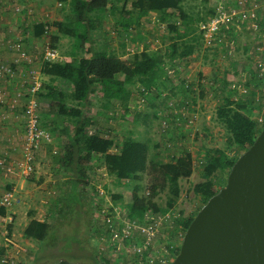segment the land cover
Segmentation results:
<instances>
[{
	"label": "rangeland",
	"instance_id": "rangeland-1",
	"mask_svg": "<svg viewBox=\"0 0 264 264\" xmlns=\"http://www.w3.org/2000/svg\"><path fill=\"white\" fill-rule=\"evenodd\" d=\"M69 1L18 0L19 4L29 8L28 19L36 15L35 21L46 25L73 19ZM131 1H120L117 7L126 11ZM219 3L223 5L219 11L224 12L225 18L227 15L230 16L232 11L241 10L252 13L253 17H248L243 22L237 20L236 16L231 17L228 22H225L227 29L224 30L223 26L219 27L214 36L215 39L207 43L199 31V26L214 17ZM181 9L186 15L184 20L176 11L166 12L163 23L159 22L156 14L149 13L139 16L138 24L133 23L127 31H122L111 16L102 15V27L91 33V48L102 50L121 60L129 59L132 55L144 50L154 53L160 57L159 76L154 82L155 91H150L151 94L145 97L142 109L127 108L129 100L136 102L133 107L140 105L139 95L133 90L137 89L132 85L126 88L128 93L126 100L111 102L107 106L103 98L94 93L88 97V104L85 106L98 108L94 115L89 111L86 113L91 117L89 133H99L119 145L131 135L134 136L136 133L138 136L141 135V132H145L146 126L149 125L150 136L145 134L144 140L136 138L147 144L149 160L174 163L184 155L190 157V176L186 179H179L177 182L179 193L172 208L175 218L177 215L187 218L201 206L199 198L193 195L191 190L195 184L203 181L202 170L207 153L218 150L228 157H238L248 147L238 141H230L228 133L216 121V109L224 103V99L244 104L245 115L256 122L258 132L264 127V72H259L260 67L257 62L264 63V0H186L182 3ZM208 12L211 14L207 15ZM169 24L174 25L175 32L168 29ZM77 28L79 32L83 30L82 25ZM54 33L55 31L48 27L43 39L35 43L36 46L27 43L31 51L29 54L39 55L45 48L56 49L61 63L70 62L73 55L76 57L89 56L87 54L89 44H84L83 49L78 51L73 39L68 37L58 35L56 42L51 44L50 37ZM172 43H175L177 47L174 53L171 49ZM50 44L53 47H50ZM189 45L193 47L191 53L181 56L184 47ZM168 59L171 60L169 67L166 64ZM165 67L173 71L172 79L164 78ZM184 78L190 82L189 88L177 97L176 91L180 90V86H174V83ZM38 82L39 88L33 99L39 107V123L43 120L42 123L46 125L43 126L45 131L52 133L51 125H47L44 121V119L52 121L49 116L50 111L46 109L45 102L40 100V95L46 87L63 89L68 92L71 91V85L69 82L62 83L41 74L38 76ZM25 87L28 89L30 84ZM241 90L244 93H241ZM179 100L186 101L193 109L194 107H200V109L207 107L208 113L201 116L196 126L188 129L168 122V136H159L157 131L159 132L160 118L157 120V111H167V107H182L183 104ZM6 103L0 107H7ZM79 105L83 107L82 104ZM8 107H10L9 104ZM17 107L21 108V106ZM121 109H125L127 113L123 114ZM258 119L261 122H257ZM64 125H67L66 122ZM58 139L55 142L51 139L49 143L41 145L35 152L33 174L27 177L12 176L9 180L3 181L7 189H14L19 199V204L8 212L13 218V224L8 229L11 230L17 244L25 249L23 259L26 264H49L59 260L87 264L83 258L77 257V252L74 250L77 246L74 242L76 232L74 219L57 215L56 204L60 183L69 176L67 172L58 170L56 156L60 153L59 145L61 144V140L59 144ZM166 144L169 146L167 147ZM0 146L2 147L1 144ZM53 148H58V152L56 150L55 154L52 153ZM8 153L11 152L8 151ZM100 168V157L98 156L92 161L87 179L79 186L91 210V224L87 234L82 236L83 229L78 233V236L80 234L82 236L78 246L93 250L97 260L105 259L107 261L105 264H128L129 262H121L111 253L112 248L109 241L102 240L103 223L101 219L102 210L108 209L111 212V208L116 211L114 218L117 225L121 220L126 219L125 211L130 204L131 190L136 181L129 177L116 182ZM226 175L219 171L211 175L213 190H217L220 185L224 186ZM139 177L138 195L147 197L151 184L149 170ZM112 195H119L120 198L112 200ZM168 198L169 195L165 189L158 192L153 201L157 206L163 207ZM146 215L149 216L148 212ZM30 217L46 222L53 228L41 248L37 242L25 240L17 234L20 232V227L29 221ZM170 226H172L169 229L171 232L166 235L164 243L157 242L159 244L155 250V258L159 259L157 264L170 263L173 260L171 249L180 245V230L175 223ZM36 255L44 256L37 260ZM130 262L133 263V261Z\"/></svg>",
	"mask_w": 264,
	"mask_h": 264
},
{
	"label": "trees",
	"instance_id": "trees-1",
	"mask_svg": "<svg viewBox=\"0 0 264 264\" xmlns=\"http://www.w3.org/2000/svg\"><path fill=\"white\" fill-rule=\"evenodd\" d=\"M120 1L128 0H70L69 7L73 21L53 22L49 25L36 23L30 26L35 38L43 36L48 27L52 28L55 33L50 37L51 44L56 42L58 35L73 39L78 51L83 49L84 44H89L88 57L73 55L70 62L43 63L39 68L42 76L62 83L69 82L71 85V91L68 92L46 87L40 95V100L45 102L52 120L49 122V119H44V121L47 125H52L54 129H59L61 144L59 145L60 153L56 156L57 166L60 171L69 174L60 183L56 204L57 215L74 219L76 225L74 242L77 245L74 250L78 258L87 259L89 264L107 262L105 259L97 260L93 250L78 246L80 237L87 234L91 224V210L79 186L87 179L89 168L95 157L101 158L104 172L116 182L129 177L136 181L131 190L130 204L125 211L127 220L140 221L147 212L163 213L172 209L178 198V180L186 179L191 174L188 155L178 158L174 163H160L148 159V147L144 142L135 141L129 136L117 145L112 139L99 133L88 132L91 117L86 115L84 107L88 104L87 99L90 95L99 91L100 97L108 106L111 102L126 100L128 96L126 88L129 85L148 89L154 87V82L159 76L160 57L154 53L144 50L132 55L129 59L121 60L102 50L91 48L90 36L92 32L102 27V15L111 16L122 31H127L133 23L137 25L139 16L149 13L156 14L159 22L162 23L165 22L168 11H176L182 20L186 18L181 9L182 3L186 0H132L126 11L117 7ZM210 14L211 12L207 13V15ZM79 25L83 26L81 32L77 28ZM167 27L172 32L176 31L174 25L169 24ZM51 44L50 47H53ZM171 49L172 53L177 50L175 43L171 44ZM192 49L191 45L184 47L181 56L190 54ZM118 76L121 78L117 79ZM245 110L244 104L224 99V103L216 109L215 119L228 133L230 141H238L249 146L259 132L256 129V122L246 117ZM40 122L42 127L46 126L42 123L43 120ZM65 122L67 125H64ZM113 149L115 152L112 151ZM236 158L237 156L228 157L218 150L205 155L203 181L195 184L191 190L193 195L199 198L201 206L222 187L220 185L217 190H213L211 175L217 171L227 174ZM146 170H149L151 184L147 197H143L138 195L137 182L140 180L139 176ZM165 189L169 198L163 207H159L153 199L158 192ZM119 198V195L111 196L112 200ZM196 212L187 218L184 217L181 221H175V225L179 224L178 226L184 232ZM81 229H83L82 236L81 234L78 236ZM52 230L48 223L30 217L23 228L22 238L37 242L41 248ZM178 249L179 247L171 249L173 258L177 255ZM43 256L36 255V259Z\"/></svg>",
	"mask_w": 264,
	"mask_h": 264
},
{
	"label": "built area",
	"instance_id": "built-area-1",
	"mask_svg": "<svg viewBox=\"0 0 264 264\" xmlns=\"http://www.w3.org/2000/svg\"><path fill=\"white\" fill-rule=\"evenodd\" d=\"M222 7L223 5L219 3L214 17L210 18L209 22L199 26V31L207 43L215 39L214 36L219 27L223 26L224 30L227 29L225 22H228L231 17L236 16L237 20L241 22L248 17H253L252 13L241 10L232 11L230 16L227 15L225 18L224 12L219 11ZM29 15V8L19 4L18 0H0V105L7 102L10 107L21 106L22 108V145L19 156L12 159L8 151L0 146V264H26L23 259L25 249L17 244L11 230L8 229L13 224V218L8 212L19 204V199L14 189H7L3 181L9 180L12 176L27 177L33 174L35 152L41 145L49 143L51 140L49 133L40 126L39 107H37L33 97L39 88L40 63L60 62V58L56 49L49 48H45L39 55L29 54L31 52L30 47L27 46L26 36L23 33ZM256 27L255 25L254 28L256 29ZM257 62L260 67L259 72H264V63ZM166 64L169 67L171 60L168 59ZM173 76V71L165 67L164 78L172 79ZM186 79H180L174 83L175 86H180V90L176 91L177 97L188 90L190 82ZM28 84L30 87L26 89L25 86ZM9 87H13V90L11 96L8 97L6 91ZM133 88L137 89L133 90L139 95L140 105L133 107L136 102L129 100L127 108L142 109L144 108L145 97L151 94L150 91H155V87L144 89L136 85ZM240 92L244 93L243 90ZM179 102L183 104L182 107H167V111H157V120L160 118L159 132L157 131L159 136H168L167 129L170 122L176 126L184 127V129L193 127L197 117L193 113L195 111L186 101L179 100ZM257 122H261V120L258 119ZM166 146L169 145L166 144ZM112 151L115 152V149ZM101 220L103 223V218ZM104 220L109 225L110 235L108 240L104 236L102 240L109 241L114 251H124L126 255L133 254L140 261L143 255L150 250L154 238L150 218L144 217L134 223L123 219L119 225L115 223L116 219L106 218ZM134 229L139 235L131 234ZM140 235L144 236L143 240L137 238Z\"/></svg>",
	"mask_w": 264,
	"mask_h": 264
},
{
	"label": "water",
	"instance_id": "water-1",
	"mask_svg": "<svg viewBox=\"0 0 264 264\" xmlns=\"http://www.w3.org/2000/svg\"><path fill=\"white\" fill-rule=\"evenodd\" d=\"M169 264H264V127L196 212Z\"/></svg>",
	"mask_w": 264,
	"mask_h": 264
},
{
	"label": "crops",
	"instance_id": "crops-1",
	"mask_svg": "<svg viewBox=\"0 0 264 264\" xmlns=\"http://www.w3.org/2000/svg\"><path fill=\"white\" fill-rule=\"evenodd\" d=\"M39 16H41V15L39 14ZM35 19H36V15L29 18L26 22L25 27L23 28V33L26 36L25 37L26 43H31L34 45H35V43L40 42L41 39H43V36L35 38L31 33V27L30 26H32L36 23H39V21H35ZM24 29H25V32H24ZM12 90H13V87L7 88L6 94L10 95L12 93ZM96 94H98L97 96H101V93L99 91H97ZM193 110L195 111L193 113H195L197 115V117L194 121V125H193V127H194L198 124V121L201 120V116H204L205 114L208 113V110H207V107H202L201 109H200V107H194ZM84 111L85 112L89 111L91 114L94 115V112L98 111V108L92 107V106L91 107H84ZM121 112L123 114L127 113L125 109H121ZM148 126H146L147 129H145V132H141V135L138 136V134L136 133V135H134V136L131 135L130 138H133V140H135V141H138V140H136L137 137L144 140L145 134H147V136H150L149 131H148V129H149ZM21 127H22V113H21L20 107H8V104H7V107H0V142H1L0 144L2 145V147L5 150L11 152L9 154L13 158H17L19 156L20 147L22 145ZM42 128L44 129V127H42ZM50 130H53L52 133H49L51 139H54L53 142H55L59 138L58 141L60 144L61 138L59 137V129L58 128L54 129L53 126L51 125ZM150 134H151V132H150ZM56 150L58 152V148H56V149L53 148L52 153L55 154ZM100 164H101L100 170H103L101 158H100ZM27 222H25L24 225L22 227H20V232H17L18 236L21 238H22L23 228L25 227Z\"/></svg>",
	"mask_w": 264,
	"mask_h": 264
},
{
	"label": "flooded vegetation",
	"instance_id": "flooded-vegetation-1",
	"mask_svg": "<svg viewBox=\"0 0 264 264\" xmlns=\"http://www.w3.org/2000/svg\"><path fill=\"white\" fill-rule=\"evenodd\" d=\"M102 212H103V215H102V218H103V224H102L103 236L108 240V237L110 235V232H109L110 230L108 228L109 225L105 223L104 219L110 218V219L115 220L114 214L116 213V211H114V209L111 208V212L108 211V209L102 210ZM148 214H149V216L146 215V213H145L143 215L142 219L144 217H148L152 221L151 225H152V229L154 230V235H153L154 238L152 240L150 250L143 255V257L140 259V261H138L137 256H135L133 254L126 255L124 253V251H119V250L114 251V249H110L111 253L113 255H115L116 257H118V259L121 262L122 261L129 262L128 264H147L148 262H151L150 264H155V263L157 264L159 262V259L155 258L156 246L159 245V244H157V242H159L160 244L164 243V239L167 238L166 235H168V233L171 232L169 229H171L172 226H170V225L174 224L175 221L178 222L184 218L183 216L179 217V215H177L176 216L177 218H175L172 209H169L163 213L162 212H155V213L148 212ZM128 221L131 223H134L136 220H128ZM178 225L179 224H177L176 227L178 228V230H180V235H181L180 238H182L184 232L182 231L181 227ZM131 234L135 236L138 234V232L136 231V229H134L131 232ZM163 234H165V236ZM137 238H140L141 240H143L144 236L140 235V237L137 236ZM107 240H105V241H107ZM164 246H167V245L164 244ZM84 260L87 264H89L87 259H84ZM130 261H133V263H131Z\"/></svg>",
	"mask_w": 264,
	"mask_h": 264
}]
</instances>
